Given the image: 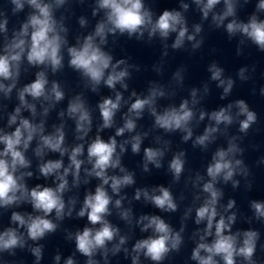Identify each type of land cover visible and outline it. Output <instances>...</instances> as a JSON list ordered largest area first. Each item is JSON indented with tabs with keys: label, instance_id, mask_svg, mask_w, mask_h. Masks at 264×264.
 Returning a JSON list of instances; mask_svg holds the SVG:
<instances>
[{
	"label": "clouds",
	"instance_id": "9594fccd",
	"mask_svg": "<svg viewBox=\"0 0 264 264\" xmlns=\"http://www.w3.org/2000/svg\"><path fill=\"white\" fill-rule=\"evenodd\" d=\"M72 2L6 0L10 8L0 6V122L6 119L0 126V217L11 212L8 226L0 227V264H15L5 256L15 257L17 250L34 257L33 264H41L45 250L41 241L58 231L63 232L66 242L75 245L73 254L63 264H78L76 253L86 258L84 264H101V260L110 264V256L121 252L130 257L131 264H142L141 258L150 264H165L171 256L181 253L189 219L197 226L203 225L191 236L195 246L189 259L195 264H264V259L257 258L258 247L264 253L261 231L254 227L234 230L238 221L264 225V200H249L250 216L241 213L233 198L222 203L223 186L231 185L237 190L243 182L246 191L252 190V172L242 145L258 124V114L244 99L232 100L211 112L199 107L210 95L212 83L221 90L220 99H227L237 80L247 83L253 79L255 65L239 67L233 77L213 60L207 65L209 76L201 87L188 89V97L182 98L178 106L174 103L164 106L160 101L174 97L177 88H184L188 67H177L167 84L149 80L145 92L132 89L125 98L129 81L134 73L141 72V65L130 62V57L115 58L109 47L110 38L112 45L121 37L146 44L158 39L164 51L161 60L152 65V71L163 77V57L168 56L169 47L195 54L205 43L204 24L208 22L209 30L222 29L229 41L236 40L237 56L243 55L249 45L264 53V0H256L246 19L240 18L239 11L251 0H191L201 20L191 26V31L185 15L190 5L185 0H180L179 10L165 9L159 14L154 10L153 0H90L91 16L99 19L91 31L77 34L75 43L70 44L71 29L67 23L70 17L66 13ZM75 2L84 4L87 0ZM218 5H222L220 10ZM21 13H25L22 20ZM11 17H17L18 27L10 30ZM76 22L80 29L90 24L85 15L77 17ZM173 34L169 45L167 41ZM66 67L78 74L82 91L67 99L66 108L57 113L60 122L53 123L49 131L48 117L67 95L61 81L50 80L49 76L62 74ZM31 69H36L35 78L21 85L22 73ZM102 87L112 95L102 96L93 108L85 93L99 95ZM252 91L255 94V88ZM259 94L264 97V87L259 89ZM13 98L15 107L8 111ZM125 106L127 110L121 114L122 123L118 125L117 114ZM96 110L99 123L92 137ZM25 112L29 115L25 116ZM146 113L152 118L151 130L181 133V142L191 141L194 149L207 152L219 137L226 141V146H219L212 153L203 175L196 172L185 181L186 186L191 183L198 190L193 201L200 203L184 209L178 230L161 215L136 216L131 204L142 200L162 213L178 212L185 196L183 193L178 198L174 196L172 185L179 184L185 173V150L174 152L168 161L167 172L172 178L169 186L136 187L131 199L124 193L136 184V173L124 166L122 158L129 147L132 154L141 153L149 131L137 129L138 121ZM205 119L208 124L202 134L194 137V127ZM68 121L74 125L76 142L72 144L66 142ZM234 126L236 132L232 134L230 129ZM113 128L114 135L105 140L101 133ZM125 134L127 138L118 141ZM155 143L158 146L143 148L142 162L138 165L143 173L151 171L150 165L157 170L163 168L166 154L171 150V141L162 136H156ZM50 153L58 154L59 158H47ZM256 163L264 165V156ZM33 177L45 181L51 178V185L30 186L28 181ZM93 179L98 181L94 191L85 190L81 201L79 189ZM126 200L128 207L124 206ZM26 206L31 211L20 210ZM113 210L130 229L139 228L141 233H148L146 238L136 239L131 248L126 247L131 237L122 234L121 228L108 219L113 216ZM85 217L87 224L82 229L73 231L63 227L66 219ZM61 258L57 250L54 264H60Z\"/></svg>",
	"mask_w": 264,
	"mask_h": 264
}]
</instances>
